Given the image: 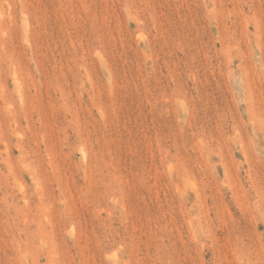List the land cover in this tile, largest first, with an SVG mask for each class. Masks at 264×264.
Listing matches in <instances>:
<instances>
[{
    "label": "rangeland",
    "instance_id": "rangeland-1",
    "mask_svg": "<svg viewBox=\"0 0 264 264\" xmlns=\"http://www.w3.org/2000/svg\"><path fill=\"white\" fill-rule=\"evenodd\" d=\"M0 264H264V0H0Z\"/></svg>",
    "mask_w": 264,
    "mask_h": 264
}]
</instances>
